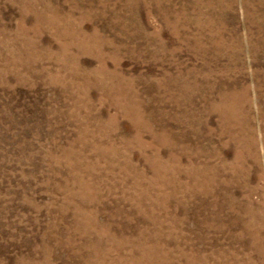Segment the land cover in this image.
<instances>
[{
	"label": "rangeland",
	"instance_id": "1",
	"mask_svg": "<svg viewBox=\"0 0 264 264\" xmlns=\"http://www.w3.org/2000/svg\"><path fill=\"white\" fill-rule=\"evenodd\" d=\"M263 144L264 0H0V264H264Z\"/></svg>",
	"mask_w": 264,
	"mask_h": 264
},
{
	"label": "bare ground",
	"instance_id": "2",
	"mask_svg": "<svg viewBox=\"0 0 264 264\" xmlns=\"http://www.w3.org/2000/svg\"><path fill=\"white\" fill-rule=\"evenodd\" d=\"M30 17V16H29ZM5 34V33H4ZM90 71V70H89ZM216 108V107H215ZM222 108V107H221ZM225 109H226V113H228V116L226 117V113H223L222 115H223V118H221V123L222 124H224L225 122H226V119H229V111H228V109L225 107ZM232 113V112H231ZM234 114V113H233ZM221 115V116H222ZM232 141H234V137L232 136V135H230V141H228L226 144H229L230 142H232ZM262 149H263V151H264V144H263V146H262ZM170 155H173V153L172 154H170ZM227 156V155H226ZM215 157H216V159L218 160V161H221L222 160V164H224V166H226V167H224L223 166V169L224 170H226L227 171V169H230L231 170V172L234 174L235 173V171H232V170H234L235 169V165L238 163V162H240V161H242V159L244 160V158H243V156H242V154H239L238 155V151L234 154V156H233V160L231 161V162H226L225 161V157L222 155V153H220V152H216V155H215ZM252 159V158H251ZM252 161H253V163H255V165L257 164V165H259V163H258V161H256V157H255V155H254V158L252 159ZM263 161H264V157H263ZM263 165H264V162H263ZM185 167V166H184ZM226 168V169H225ZM192 171V170H191ZM164 198V197H163ZM249 246V245H248ZM71 258V257H70ZM221 259V258H220ZM236 260V259H235ZM15 262V261H14ZM8 264V263H7Z\"/></svg>",
	"mask_w": 264,
	"mask_h": 264
}]
</instances>
